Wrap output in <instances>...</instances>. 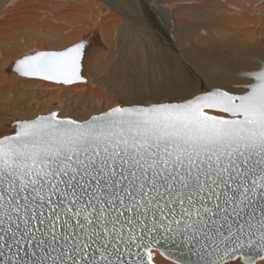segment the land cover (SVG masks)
<instances>
[{
	"label": "snow or ice",
	"instance_id": "snow-or-ice-1",
	"mask_svg": "<svg viewBox=\"0 0 264 264\" xmlns=\"http://www.w3.org/2000/svg\"><path fill=\"white\" fill-rule=\"evenodd\" d=\"M85 48L14 70L84 82ZM243 81L17 119L0 134V264H264V63Z\"/></svg>",
	"mask_w": 264,
	"mask_h": 264
},
{
	"label": "bare ground",
	"instance_id": "bare-ground-1",
	"mask_svg": "<svg viewBox=\"0 0 264 264\" xmlns=\"http://www.w3.org/2000/svg\"><path fill=\"white\" fill-rule=\"evenodd\" d=\"M84 42V82L21 77L15 62ZM264 61V0H0V134L17 119H85L117 103L242 85ZM156 264H172L154 252Z\"/></svg>",
	"mask_w": 264,
	"mask_h": 264
},
{
	"label": "water",
	"instance_id": "water-1",
	"mask_svg": "<svg viewBox=\"0 0 264 264\" xmlns=\"http://www.w3.org/2000/svg\"><path fill=\"white\" fill-rule=\"evenodd\" d=\"M40 52V51H39ZM37 53V52H36ZM36 53H34V54H36ZM34 54H31V55H34ZM264 63V61L263 60H258L257 61V63ZM239 74V76L237 75V77L238 78H240V79H243V77L246 75V71H241L240 73H238ZM81 75H82V73H81ZM84 78V77H83ZM32 79H37V78H32ZM84 81H85V78H84ZM231 86H234V87H239L240 85H231ZM205 89H208V87L207 88H204V89H201V91L202 90H205ZM159 254H160V252H158ZM161 255V254H160ZM161 256H163L165 259H167V260H169V261H171L169 258H167L165 255H161ZM172 262V261H171Z\"/></svg>",
	"mask_w": 264,
	"mask_h": 264
}]
</instances>
